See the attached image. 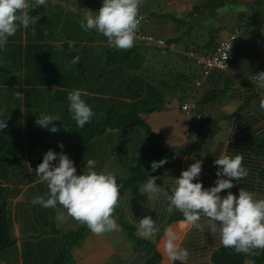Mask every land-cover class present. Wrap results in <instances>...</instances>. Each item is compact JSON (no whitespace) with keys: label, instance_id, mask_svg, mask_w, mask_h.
Listing matches in <instances>:
<instances>
[{"label":"trees","instance_id":"obj_1","mask_svg":"<svg viewBox=\"0 0 264 264\" xmlns=\"http://www.w3.org/2000/svg\"><path fill=\"white\" fill-rule=\"evenodd\" d=\"M64 11L65 8L59 3L52 2H48L46 7H33L29 14L36 22L28 28L19 27L16 34L8 38L4 48L0 49V99L4 105L0 118L7 119V127L0 130V264H71V248L85 238L89 229L83 224L62 233L55 227V210L60 205L53 209L32 203L37 196L47 198V182L43 183L38 179L35 169L49 149L57 153H70L73 157L69 154L68 156L73 161L78 153L83 165L84 153L88 149L89 154L97 157L101 167L109 155L125 151L124 148L116 146L115 141H122L131 149L132 144L129 147L127 142L143 139L146 145H142L137 156L145 161L146 166L144 169L129 167L127 176L117 181L122 185L121 191L146 183L149 175L158 177L176 161L179 154L176 147L165 146L162 134L152 131L141 114L159 110L169 96H177V91L182 102L185 98L183 95L186 94L185 84L182 83L189 76L183 70L170 73L168 76H174V83H170L165 79L157 81L146 74H138L141 66L143 68L144 55L136 52L137 45L128 50L112 48L103 42L107 38L102 34L95 30L85 31L79 25L76 37L71 32L65 36L60 33L63 32L60 27L68 24L66 17L61 21L62 15L66 13ZM259 15V9H254V13L249 14V24L253 29L248 31L246 28L244 32L247 31L249 37L246 36L243 42L264 41L261 32L263 21L258 19ZM174 21L178 24L186 23L183 18H175ZM59 29L60 32L57 33ZM186 35L183 32L182 35L166 41L179 44ZM23 36L24 44L21 42ZM93 39L101 41L95 45L98 50L88 43L83 44ZM217 43L215 35L211 34L208 40L200 44L191 39L184 41V49L209 53ZM262 44L264 45L263 42ZM171 52L174 57L186 60L182 52L178 53V49ZM77 56L79 61L73 63ZM75 88L85 92L83 98L95 113L92 121L83 128L77 127L68 111L66 97ZM220 94V91L207 92L199 102L202 104L217 99ZM21 111L27 118L24 129L19 126L17 117ZM198 112L200 117L189 123V127L190 131L204 139L216 128V121L209 115H203L200 110ZM41 114L61 118L53 121L58 128L57 132L37 125L35 120ZM60 142L64 144L62 150L58 147ZM252 144L255 152L264 160V133L255 138ZM79 148L85 150L78 152ZM164 158L167 163L153 172L151 162ZM81 170V167L77 168L78 172ZM260 177L264 180V167L260 171ZM32 181L36 183V190H33L35 194L32 191L31 197L26 191L22 196L32 200H19L11 208L10 199L19 193L16 184ZM221 195L225 196L227 193L222 191ZM180 218H184L183 214L175 211L168 222ZM116 220L128 232L133 252L146 256L143 264H158L161 257L155 243L140 238L136 234V227L126 224L121 215ZM14 222L21 241V263H17L18 258L14 257L17 239L14 235ZM239 255L242 254L222 247L213 254V259L236 264V261L241 262L243 258ZM142 260L139 256L134 264H140Z\"/></svg>","mask_w":264,"mask_h":264},{"label":"clouds","instance_id":"obj_2","mask_svg":"<svg viewBox=\"0 0 264 264\" xmlns=\"http://www.w3.org/2000/svg\"><path fill=\"white\" fill-rule=\"evenodd\" d=\"M47 3L48 0H35L34 4L31 0H0V49L4 48L8 38L14 36L19 27L28 28L30 24L36 22L29 14L33 7H46ZM139 4L140 0H102L98 10L85 16L81 28L102 34L112 48L128 50L134 46L139 30L141 21ZM227 10L223 8L219 11ZM175 43L178 53L186 50L183 47L179 48V44ZM78 61L79 56L72 62ZM257 85L264 89V71L259 72ZM84 95L82 89L75 88L69 91L66 97L68 111L79 128L90 123L95 115L92 107L83 98ZM261 107L264 108V100L261 101ZM57 120L61 118L41 114L37 116L36 123L51 132H57V126L53 124V121ZM6 127L7 119H0V130ZM58 147L62 150L63 142H60ZM243 160L242 154L238 152L231 155L227 149L218 155L214 160V165L217 166L216 180L214 185L209 187H205L203 181L199 179L203 161L196 160L181 171L180 176L173 181L174 186L164 192V195L169 201L170 212L173 209L180 211L189 224L201 230L204 227L201 222L202 216L206 217L211 231L219 233L223 247L251 256L254 255V250H264V198L257 199L255 193L243 187L238 189V194L228 191L227 195H221L222 191L232 189L236 183L248 176ZM165 163L166 158L154 160L150 165L151 170L155 172ZM35 172L41 180L47 182L48 192L47 198L35 197L32 200L34 205L53 209L57 205H62L68 216L86 225L97 235L119 229L113 213L121 196L122 185L117 182L115 173L106 169L98 170L95 159H88L78 172L75 162L68 154L49 149L44 153L43 160L37 165ZM149 177L139 189L142 194H146L148 201H156L161 194V187L156 183L155 176ZM65 218L63 214L56 217L57 220ZM158 231L159 226L151 215H145L137 221V235L140 238L151 239ZM165 235L169 258L173 262L179 260L181 264H187L189 252L177 245L176 234L168 229ZM245 264L254 262L248 259Z\"/></svg>","mask_w":264,"mask_h":264},{"label":"crops","instance_id":"obj_3","mask_svg":"<svg viewBox=\"0 0 264 264\" xmlns=\"http://www.w3.org/2000/svg\"><path fill=\"white\" fill-rule=\"evenodd\" d=\"M143 1L146 2V0H140L139 6L147 14L152 13L157 16H167L169 14L166 10H160L154 7V11L145 9L142 5V3H144ZM173 7L174 6L172 5L170 8L168 7V9ZM175 16L178 17L179 14H175L174 17ZM171 18L173 17L171 16ZM176 24L178 23L176 22ZM145 25L146 24L143 25V28H145ZM164 40H166V38ZM185 41L188 40L185 39ZM21 42L23 44L25 43L24 36ZM100 42L101 41L98 40L93 43L98 44ZM103 42L108 44L107 41ZM138 43H142V41L135 39L134 45L138 46V48H136V52L144 55V62L142 63L143 68L141 66V69L137 72L138 74L142 73L145 75L144 72L148 70L149 65L153 64V61L149 60V55L146 54V46H143L142 48V46L140 47ZM180 43L178 45L179 48H184V43ZM158 53L161 57H165L163 59V69H166L158 71V73L167 72V70L169 72L172 69H176V67L172 66V64H168L170 63L171 58L174 57L172 55L173 52L169 51L166 52V54L160 52ZM166 56H171L170 60L167 59ZM200 71L199 74L201 78H198L196 71L192 72V74H194V82L196 80L200 81V84H195L196 86H203L205 93L210 91H220L221 94L217 99H215L216 101H218L220 97L225 96L232 99L231 103H227L228 106L222 107L220 105L219 108H217V105L213 106L211 104V100L201 104L199 109L200 112L205 116L209 115L216 121V128L212 130L204 139V141H206L207 137H213V141L209 147H207L206 143L189 144V119L184 112L179 111V106L182 102L186 101L185 98L187 94L183 95L185 98L182 102H180L178 96H169L165 100L162 108L159 110H155L150 113H142L141 117L144 122L154 118L159 120L153 123L154 128L152 130L162 134L165 146L180 147L182 149L179 150L176 161L172 165L168 166L158 177H156V183L161 187V194L158 200H147L146 194H142L139 189V187L144 184L142 183L132 189L121 191V196L118 201L120 211L126 219L125 221L136 227V234L137 221H139V219L143 216L151 215L156 221L159 226V231L153 238L147 240L154 242L158 252L160 253L161 258L158 264H181V261L179 260L173 262L169 258L166 251L167 237L165 232L168 229H171L176 234L177 245L188 250L189 256L187 264H227L213 259V254L223 246L220 243L219 233H213L208 227L206 217L202 216L201 219V222L204 225L202 230L192 224H189L185 218L174 219L171 222H168V219L175 211L179 213L181 212L175 209L171 212L169 211V201L164 195V192L169 191L170 188L174 186V179L179 177L181 171L186 169L196 160L203 161L202 172L199 179L203 181L205 187H209L213 186L216 180L217 166L214 165V160L218 157V155L223 154L226 149L231 155H235L239 152L244 157L243 164L248 170V176L239 183H236L235 187L230 190H224V192L227 193L228 191H231L234 194H238V189L243 187L246 190L255 193L257 199L264 198V180L260 177V171L264 167V160L255 152L252 144L255 138L264 133V108L261 107V101L264 100V89H260L257 84L249 80V77H251L254 81L257 80L256 77H258V75L256 76L255 73L249 75L250 73H248V78L245 81L242 73L237 70L221 71L212 69L206 76H202ZM192 93L193 92L191 90L190 94ZM105 96L108 95L105 94ZM202 96L197 98V104L201 103L199 101ZM177 99L179 100V104H176ZM197 104L195 107H197ZM219 118L220 121L223 120L226 122L224 124H219ZM218 129L223 130V132L219 136H214L212 133H214V131L218 133ZM192 148H195V150H192ZM14 224L17 229L16 222H14ZM119 235L122 236V234ZM19 242L21 244L20 240ZM86 242L87 240L85 238L84 243ZM84 243L81 248L84 247L85 249ZM106 243L108 248L106 250V254L103 256L97 255L98 252L102 251L101 248H99L100 245L98 243L90 246L92 250L86 253L80 252L81 255H79L78 249H72L70 252L71 264H134L135 259L139 256L143 258L140 263L143 264V262L147 259L146 256L133 252L130 241L124 234L122 241L117 242L116 244H113L112 242ZM95 255L96 258L94 257ZM97 256L100 257V260L97 259ZM239 256L243 258L241 259V262L236 261V264H245V261L248 259L252 260L254 264H264V250H254V255L251 256H246L245 254ZM18 257L20 258L19 263H21V249L19 250Z\"/></svg>","mask_w":264,"mask_h":264},{"label":"rangeland","instance_id":"obj_4","mask_svg":"<svg viewBox=\"0 0 264 264\" xmlns=\"http://www.w3.org/2000/svg\"><path fill=\"white\" fill-rule=\"evenodd\" d=\"M219 1H221L219 3ZM33 4L35 3V0H32ZM48 2L54 3H59L62 7L65 8L66 13L62 15L61 21L64 20V17H66V23L67 25H64L60 27L63 32H60V29L57 31V33H62L63 35L67 36L68 32H71L73 36L76 37L78 30V25L79 28H81V23L84 22L85 16L92 11L98 10L101 5H102V0H65L64 2H57L56 0H48ZM144 2V1H143ZM145 9L154 11V8L160 9V10H166L169 14L167 16H157L155 14L149 13V21L148 23L144 26V32L148 33L152 36L155 37H161L163 39H169L172 37H178L179 35H182L183 32L187 34L182 42L180 44H183L185 39L187 40H193L197 42L198 44L203 43L204 41L208 40L211 34L215 35V40H220V39H225L229 37L232 33H235L238 30L239 36L236 38L234 45L232 46V49L230 51V57L228 60L229 68L228 70L231 71H239L242 73L244 76V79L248 78V73L249 75H252L255 73L257 76L259 72L264 71V41L262 42H250L248 41L247 43L243 42L244 38L247 36L249 37L246 32H244L247 28L248 31H252L251 25L249 24V14L254 13V9H259L260 15L258 19L260 21H263L262 27H261V32L263 33V38H264V0H146V2L142 3ZM174 6L171 9V6ZM154 7V8H153ZM167 7V8H166ZM152 8V9H151ZM227 8L228 10L225 12L219 11L220 9ZM69 9V10H67ZM150 11V12H151ZM189 13V15H187ZM67 14V15H66ZM179 16H175L174 15ZM241 15L242 18H241ZM180 18V19H185V22H179V24H176L173 18ZM221 26V28H220ZM82 29V28H81ZM188 30V31H187ZM187 31V33H186ZM94 41H98V39H93L90 41H85L83 44H89L92 45V47L96 50L97 46L96 44L93 43ZM245 41V40H244ZM54 42V41H52ZM51 42V43H52ZM140 46H146L145 51L147 52L146 54L149 55V60L153 61L152 65H149L148 70H146L144 73L147 75V77L150 78H156L157 81H161L165 79L166 81H170V83H174L173 77L174 76H168V74H173L176 71H184L189 78L186 80V82L182 83L185 84V92L187 94L185 100L190 102L192 105L194 111H197L200 109L201 104L196 103L197 98L199 96H202L205 94V90L203 86H196L195 82L193 80L192 72L196 71V74L198 75V78H201L199 71L200 68L196 66L192 61H183L180 58L172 57L171 56H166L167 59L171 61L168 64H172V66L176 67L175 70H170L168 72H162L158 73V71H163L166 69H163V64L164 61L163 59L165 57H161L158 53L157 50L152 48L150 45L145 44V43H138ZM201 72V71H200ZM257 78V77H256ZM249 80H251L253 83L257 84V80H252L251 77H249ZM248 81V80H247ZM231 85V84H230ZM22 87V86H21ZM192 90V94H190V91ZM176 95L178 98L180 97L179 91L176 92ZM32 96V95H31ZM230 100V101H229ZM176 104H179V100H176ZM231 103L232 99H229L228 97H220L218 101L215 99L211 100V104L214 106L217 105V108L221 105L223 106H228L227 103ZM197 104V107H195ZM22 108V103L20 104ZM3 101L0 99V115L3 114ZM180 109V107H179ZM182 111L183 110H179ZM227 111V109H226ZM225 111V112H226ZM178 112V111H177ZM9 116V115H8ZM5 117V115H4ZM19 117V126L24 129L26 126L25 121L26 115L19 113L17 116ZM1 119V118H0ZM218 119V118H217ZM36 121V120H35ZM156 118L151 119L149 121H145V123L150 127L152 130L154 128L153 123L157 122ZM226 121H220V118L218 120L219 124H224ZM190 130V129H189ZM153 131V130H152ZM212 133L214 136H219L223 130L218 129ZM155 132V131H154ZM166 135V134H165ZM189 139H190V145L192 144H203L206 143L207 147L211 144L213 141V137L209 138L207 137L206 141H204L203 138L200 136H197L194 134L192 131L189 133ZM117 140V139H116ZM143 139L131 141V143H128V146L132 148H128L125 146L122 141H115V145L119 146L120 148H124L125 151H117L114 152L113 154L109 155L107 160L104 161L103 165L100 167L99 166V161H97V157L95 155L89 154L88 149L87 152L84 153V163L88 159H95L97 161V168L99 169H106L110 172H113L117 176V181L122 179L123 177H126L128 174L129 167L134 166V167H139L141 169H144L146 166L145 161L142 158H139L137 156V152L141 150L142 145L145 147L146 143H143ZM106 147V146H104ZM178 150L182 148L176 147ZM85 149L79 148L78 152H81ZM192 150H195V148H192ZM131 151V152H130ZM130 152V153H128ZM195 152V151H193ZM202 152V151H201ZM76 153V152H75ZM70 156H72L70 153H68ZM73 157V156H72ZM77 158H75V166L76 168H83V163L81 161V157L77 153ZM26 163L29 165V160L26 161ZM82 163V164H81ZM83 165V166H81ZM30 167V166H29ZM38 179L45 183V181L41 180V178L38 176ZM35 182H27L25 184H20L17 183L16 185L19 188V193L18 195L12 197L10 199V206L11 208H14L15 204L19 200H24V201H29L32 200V198H22V195L24 196V193L28 191L29 196H31V192L33 190H36ZM32 187V188H31ZM35 194V191H33ZM7 190L4 194L6 197ZM26 197V196H25ZM32 197V196H31ZM119 201V200H118ZM59 214H63L66 218L64 220H57L56 217ZM121 215L122 220L127 224L125 221V217L123 216L122 212L120 211L119 204L117 203V206L114 210L113 216L119 217ZM117 223L119 225V229L116 231H111V232H106L100 235L92 233L89 229L87 230L86 233V240L87 242L84 243L85 238L78 244L74 245L71 250L78 249L79 250V255L80 252H88L92 250L90 246H92L95 243H98L100 245L99 248H101L102 251L98 252L97 255L103 256L106 254V250L108 248L106 242H112L113 244H116L117 242L122 241L123 239V234L127 236L128 238V232L125 231V227H122L118 220ZM129 224V223H128ZM82 223L76 221L72 217L67 215V210L60 205L59 207L56 208L55 210V227L60 231V232H68L71 229H76L79 228ZM16 225H14V235L16 236V248L14 252V257L19 258V239H18V228H15ZM164 231V230H163ZM119 234H122L119 235ZM85 246L81 248L83 245ZM96 258V255L94 256ZM7 258V254L5 256ZM93 259V258H92ZM97 259L100 260V257L97 256ZM17 263L20 262V258L16 261ZM87 264V263H86Z\"/></svg>","mask_w":264,"mask_h":264},{"label":"built area","instance_id":"obj_5","mask_svg":"<svg viewBox=\"0 0 264 264\" xmlns=\"http://www.w3.org/2000/svg\"><path fill=\"white\" fill-rule=\"evenodd\" d=\"M139 16L141 17V21L139 25V30L136 34L137 40L150 45L152 48H154L160 53H164L167 50L177 49V44L175 42H166L164 39L152 36L142 30L143 24L148 23L149 17L140 7ZM237 36L238 33L235 32L229 37L219 40L214 50L209 53H198L193 50H184L181 52L187 60L194 62L201 69L202 76H206L212 69L227 71L228 60L230 57L229 52ZM195 84H200V81L196 80ZM180 109L183 110V112L188 116L190 122L200 117V113L194 112L190 102L188 101L182 102L180 104Z\"/></svg>","mask_w":264,"mask_h":264}]
</instances>
